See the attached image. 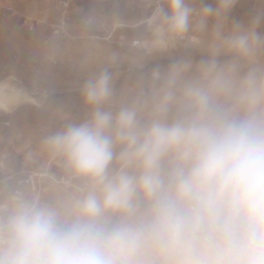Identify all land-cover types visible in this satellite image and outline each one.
<instances>
[{
	"label": "clouds",
	"instance_id": "obj_1",
	"mask_svg": "<svg viewBox=\"0 0 264 264\" xmlns=\"http://www.w3.org/2000/svg\"><path fill=\"white\" fill-rule=\"evenodd\" d=\"M237 3L154 0L133 46L166 61L79 82L42 141L70 191L0 202V264H264V0Z\"/></svg>",
	"mask_w": 264,
	"mask_h": 264
},
{
	"label": "rangeland",
	"instance_id": "obj_2",
	"mask_svg": "<svg viewBox=\"0 0 264 264\" xmlns=\"http://www.w3.org/2000/svg\"><path fill=\"white\" fill-rule=\"evenodd\" d=\"M256 6L238 0L231 18L247 21ZM153 7L154 0H0V80L31 96L0 109V202L21 192L54 199L70 191L43 138L84 118L77 86L111 58L118 92L135 89L142 71L166 61L167 54L144 57L131 46Z\"/></svg>",
	"mask_w": 264,
	"mask_h": 264
},
{
	"label": "bare ground",
	"instance_id": "obj_3",
	"mask_svg": "<svg viewBox=\"0 0 264 264\" xmlns=\"http://www.w3.org/2000/svg\"><path fill=\"white\" fill-rule=\"evenodd\" d=\"M23 88L15 86L9 79L0 80V109L9 111L31 100ZM7 113V112H6Z\"/></svg>",
	"mask_w": 264,
	"mask_h": 264
},
{
	"label": "built area",
	"instance_id": "obj_4",
	"mask_svg": "<svg viewBox=\"0 0 264 264\" xmlns=\"http://www.w3.org/2000/svg\"><path fill=\"white\" fill-rule=\"evenodd\" d=\"M64 6H66V2L64 3ZM138 39H134L133 41H131V46L134 47V42L137 41Z\"/></svg>",
	"mask_w": 264,
	"mask_h": 264
}]
</instances>
